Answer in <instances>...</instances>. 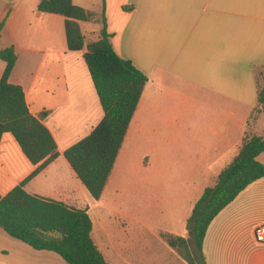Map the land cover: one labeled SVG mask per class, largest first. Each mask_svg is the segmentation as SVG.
I'll return each mask as SVG.
<instances>
[{
    "label": "crops",
    "instance_id": "crops-1",
    "mask_svg": "<svg viewBox=\"0 0 264 264\" xmlns=\"http://www.w3.org/2000/svg\"><path fill=\"white\" fill-rule=\"evenodd\" d=\"M39 1L0 0V48L13 47L17 57L9 83L22 87L32 116L47 113L42 123L59 153L25 185L26 192L88 208L91 238L108 264H187L161 234L188 239L195 203L214 187L244 138L264 139V115L255 112L261 109L255 73L264 67V0H100L97 9L72 0L99 19L104 14L114 51L147 77L99 201L90 197L63 153L91 133L103 111L84 52L68 51L64 19L38 13ZM84 25L97 28L89 33ZM81 27L88 38L97 39L101 24ZM4 68L0 61V78ZM257 161L264 165V153ZM34 170L15 140L3 135L0 197ZM118 174L120 189L129 175L135 177L137 192L171 193L157 200L167 210L164 228L157 223L150 228L141 216L135 230L98 218L100 210L120 209L118 194L104 202ZM259 226H264V178L213 220L202 245L205 263L264 264V244L255 238ZM0 264L66 263L0 229Z\"/></svg>",
    "mask_w": 264,
    "mask_h": 264
},
{
    "label": "trees",
    "instance_id": "trees-1",
    "mask_svg": "<svg viewBox=\"0 0 264 264\" xmlns=\"http://www.w3.org/2000/svg\"><path fill=\"white\" fill-rule=\"evenodd\" d=\"M104 4V0H102ZM37 12L64 19L67 49L84 52L83 60L98 97L103 118L91 133L69 147L63 157L94 201H99L113 171L147 77L113 49L104 14L73 4L72 0H40ZM81 24H101L97 39L88 40ZM4 21H0V34ZM17 57L13 47L0 48L5 64L0 78V143L9 134L35 170L19 185L0 197V229L35 251L58 255L66 264H108L91 238L88 208L76 209L62 202L26 192L25 185L59 157L57 145L42 121L31 115L22 87L9 83ZM255 112L264 115V67L257 70ZM256 114V113H255ZM254 115V113H253ZM264 153V139L245 137L238 155L195 203L187 221L188 239L171 234L161 238L187 264H206L202 245L213 220L249 185L264 178V165L257 157Z\"/></svg>",
    "mask_w": 264,
    "mask_h": 264
},
{
    "label": "rangeland",
    "instance_id": "rangeland-1",
    "mask_svg": "<svg viewBox=\"0 0 264 264\" xmlns=\"http://www.w3.org/2000/svg\"><path fill=\"white\" fill-rule=\"evenodd\" d=\"M102 1V0H101ZM76 4H83L87 8H99L100 0H86L84 2L75 0ZM101 17V16H100ZM97 28L93 25H84V29L87 32H92ZM92 40V38H88ZM78 56V55H77ZM80 57V56H78ZM83 63V62H82ZM84 65V63H83ZM259 83L264 84V77L259 76ZM120 181V175H115L108 187V192L106 193L104 202L107 204L114 201L115 195H120L119 211H113L112 209H107L105 212L100 210L101 213H97L98 218L104 216L118 221L122 227H127L130 230L136 228V218L139 216L143 217L144 221H147L149 227L157 223V226L164 228L166 226L165 217L167 216V210L164 208L163 203L157 204V200L160 198H167L171 193L161 192V193H152V192H137L135 186V177L134 176H123L122 187L118 186ZM162 200V199H161ZM94 205V204H93ZM158 219H157V218ZM139 225V223H138Z\"/></svg>",
    "mask_w": 264,
    "mask_h": 264
},
{
    "label": "built area",
    "instance_id": "built-area-1",
    "mask_svg": "<svg viewBox=\"0 0 264 264\" xmlns=\"http://www.w3.org/2000/svg\"><path fill=\"white\" fill-rule=\"evenodd\" d=\"M255 238L258 243L264 244V226H259L256 228Z\"/></svg>",
    "mask_w": 264,
    "mask_h": 264
}]
</instances>
